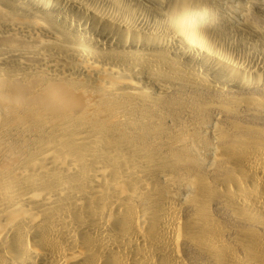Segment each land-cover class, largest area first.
I'll return each mask as SVG.
<instances>
[{
	"label": "bare ground",
	"instance_id": "bare-ground-1",
	"mask_svg": "<svg viewBox=\"0 0 264 264\" xmlns=\"http://www.w3.org/2000/svg\"><path fill=\"white\" fill-rule=\"evenodd\" d=\"M0 18L10 47L0 53L25 58L0 75L1 121L18 130L0 149V264H184L187 244L216 254V238L160 184L163 157L129 148L148 131L127 132L120 115L134 101L181 103L163 96L178 83L251 87L264 80V56L244 60L237 49L247 41L208 0H0ZM36 31L39 42L30 40ZM21 72L40 79H17ZM90 115L96 133L83 135ZM242 171L264 188L261 161Z\"/></svg>",
	"mask_w": 264,
	"mask_h": 264
},
{
	"label": "rangeland",
	"instance_id": "rangeland-1",
	"mask_svg": "<svg viewBox=\"0 0 264 264\" xmlns=\"http://www.w3.org/2000/svg\"><path fill=\"white\" fill-rule=\"evenodd\" d=\"M208 3L210 11L229 26L237 40L244 38L248 47L254 45L253 49L238 46L244 60L264 56V0H208ZM31 18L38 19L34 13ZM24 35L28 38L27 33ZM41 36L42 32L36 31L30 40L39 42ZM8 50L10 47L0 37V52ZM15 62H25L22 52L16 56L0 53V75H5L4 69ZM40 75L21 72L17 79L38 80ZM237 88L232 84L211 87L178 83L163 96L182 104L134 101L122 108L120 122L127 126V132L148 131L134 143L128 140L129 148L140 150L143 155L155 152L163 157L167 165L159 170L160 184L167 188V195L176 199L186 217L195 216L197 230L203 231L209 241H215L214 238L218 241L216 254L211 257L206 254L209 250H193L187 244L184 264H227L229 254L236 258L230 264H264V188L256 189L242 171L248 159L264 164V80L251 87ZM92 92L86 91L85 95L91 96ZM149 92L153 94L154 90ZM26 96L22 91L20 98ZM100 97L102 100L99 96L97 103H101ZM91 115L87 124L80 127L83 135L96 133ZM2 117L0 112V149L5 153L6 142L16 139L18 130L15 122H9L6 128ZM130 120L134 128H129ZM61 133L63 137L67 135L66 130ZM173 151L186 153L192 160L176 162L171 158ZM199 188L203 192L209 188L215 191L211 195L200 194ZM242 197L252 199L251 208L242 203ZM206 202H210L208 208Z\"/></svg>",
	"mask_w": 264,
	"mask_h": 264
}]
</instances>
